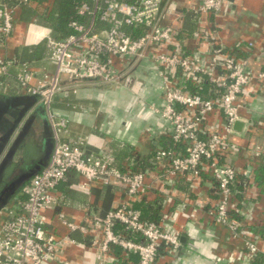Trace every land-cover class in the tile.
Returning a JSON list of instances; mask_svg holds the SVG:
<instances>
[{
	"label": "crops",
	"instance_id": "0c3cea01",
	"mask_svg": "<svg viewBox=\"0 0 264 264\" xmlns=\"http://www.w3.org/2000/svg\"><path fill=\"white\" fill-rule=\"evenodd\" d=\"M13 6L18 0H0ZM56 0H28L17 6L13 14V30L5 42L0 43V58L15 60L0 72V97L25 94L17 82L18 65L25 63L39 72H54L55 65L48 58L45 40L29 43L28 27L31 23L50 28L51 36L63 38L51 19ZM174 20L177 33L171 43L153 47V52H177L190 57L193 63L208 61V56L218 44L237 59H246L252 77L239 96L242 103L238 115L241 127L232 124L226 133L222 124L225 117L219 107L207 113L202 122L204 136L212 131L227 136V149L220 152L221 162L236 168L238 175L230 201V213L241 221L249 232V238L264 251V0H234L233 10L219 15L199 14L193 0H177ZM167 15L165 21L171 22ZM105 27L98 23L96 28ZM210 31V42L201 41L199 32ZM65 34V33H64ZM62 36V37H60ZM27 41V42H26ZM251 41L252 48L246 43ZM116 59L120 72L128 74L116 83L99 79L63 83L56 94L53 108L68 119L65 136L84 139L85 150L107 157L122 169L143 170L144 183L132 204L142 216L185 236L181 247L167 252L162 246L152 264H264V254L248 258L243 245L228 236L226 229L215 222L207 209L217 201L215 180L209 169L204 168L197 180L187 173L170 177L167 161L154 163V152L159 148L185 152L184 145H174L169 137V125L154 108L163 105V84L181 85L187 93H200L217 99L215 87L205 76H183L178 68H172L166 78L154 67L151 58L131 66ZM219 77V74H215ZM37 100L29 109L32 112ZM43 107V105H42ZM44 108V107H43ZM236 120V121H237ZM30 166L35 163L29 159ZM12 163L8 164L11 165ZM8 178H11L8 177ZM10 181V180H9ZM8 182V179L6 180ZM84 178L70 170L55 188L56 203L43 210L45 231L49 236H68L59 252V260L71 264H106L97 258V245L102 239L101 230L93 225L95 215L103 216L126 200L121 184L102 185L99 182L83 184ZM14 193L0 210L15 204L24 196ZM68 224L76 227L70 228ZM123 228L116 226L121 234ZM194 242L198 248L188 247ZM106 258V257H105ZM138 256L120 253L110 264H136ZM58 263V262H57Z\"/></svg>",
	"mask_w": 264,
	"mask_h": 264
},
{
	"label": "built area",
	"instance_id": "2783aa9c",
	"mask_svg": "<svg viewBox=\"0 0 264 264\" xmlns=\"http://www.w3.org/2000/svg\"><path fill=\"white\" fill-rule=\"evenodd\" d=\"M199 14L219 15L233 10L234 0H193ZM28 0H18L13 6L0 1V43L5 42L13 30V14L17 6ZM177 0H80L75 6V17L68 21L72 32L63 38L51 36L50 28L31 23L28 27L31 43L47 42L48 58L55 65L54 72H37L25 63L18 65L16 79L23 92L37 96L44 106L46 120L53 140L46 164L23 186V199L6 206L0 221V264H71L59 260L58 254L68 236L55 238L45 231V208L56 203L55 188L68 171L73 170L84 178L83 184L99 182L102 185L121 184L126 200L105 215H95L93 225L101 230L102 239L97 245V258L106 264L117 256L111 252L119 248L125 256L136 254V264H152L163 246L167 252L181 247L180 232L168 229L160 223L145 219L135 208L136 199L145 185L143 170L122 169L107 157L92 153L84 148V139L65 136L68 119L53 108L56 94L66 80H94L116 83L128 74L120 72L115 60H123L130 66L151 58L154 67L164 78L178 68L183 76L203 75L215 87L218 98L200 93H187L181 85L162 87L163 105L154 108L168 123L169 137L174 145H184L185 152L159 148L152 157L154 163L167 161L166 173L173 177L187 173L197 180L204 168L210 170L217 188V201L207 209L209 217L222 225L228 236L239 241L250 259L264 254L249 238V232L241 221L230 213V201L238 172L236 168L220 161V152L227 149L226 134L212 131L204 136L202 122L205 115L216 106L225 117L222 127L231 132L232 124L239 118L242 103L239 96L248 85L252 73L246 59H237L225 52L222 44L213 48L206 63H193L191 58L177 52H153L152 48L171 43L177 33L174 20ZM172 16L166 22V16ZM104 23L105 27L96 28ZM201 41L210 40V31L199 32ZM27 42V41H26ZM252 48L251 41L246 43ZM261 53L264 54V51ZM13 60L0 58V72L5 73ZM125 63V64H126ZM218 73L219 77L215 74ZM264 78V72L258 74ZM136 233L141 239L124 237L116 226ZM70 228L76 227L68 224ZM264 233V231H263ZM188 247L198 248L194 242ZM106 257V258H105ZM58 262V263H57Z\"/></svg>",
	"mask_w": 264,
	"mask_h": 264
},
{
	"label": "water",
	"instance_id": "95a60500",
	"mask_svg": "<svg viewBox=\"0 0 264 264\" xmlns=\"http://www.w3.org/2000/svg\"><path fill=\"white\" fill-rule=\"evenodd\" d=\"M83 80V79H82ZM80 79H70L66 80L65 83H75L82 81ZM37 100L35 95H18V96H5L0 97V120L2 116L8 113L10 110L17 112L18 107L21 108V113L19 116L15 117L14 123L10 128L3 127L0 128V210L5 206L10 197L16 193L17 190L23 185L24 181L35 175L42 166H44L50 156V152L53 145V140L51 134L48 130L47 134H43L42 137H38L36 144H33L30 140L25 141V144L19 148L18 142L23 139L24 135L28 131V127L31 124L33 114L39 112L41 118L45 121V116L43 115L42 105H37L33 108L32 112L23 119L24 114L34 106ZM18 115V113H17ZM46 122V121H45ZM235 126L241 127L242 122L239 120L234 122ZM42 140V141H41ZM34 142V141H33ZM35 143V142H34ZM17 149H21L20 153L22 156L26 157L28 162L29 159L33 158L35 161L31 167L25 171L15 176L10 180L9 183L6 182L8 173L14 163H12V157L14 156ZM26 161V160H25ZM12 163L11 165H8ZM181 242L185 241V236L180 238Z\"/></svg>",
	"mask_w": 264,
	"mask_h": 264
},
{
	"label": "flooded vegetation",
	"instance_id": "af4514ba",
	"mask_svg": "<svg viewBox=\"0 0 264 264\" xmlns=\"http://www.w3.org/2000/svg\"><path fill=\"white\" fill-rule=\"evenodd\" d=\"M14 110H10L8 113H6L4 116H2L1 120H0V128L3 127V124L5 125V128H10L11 125L14 123L15 117L19 116V114L21 113V108L18 107V111L16 112ZM18 113V115H17ZM31 112L27 111L24 116L23 119L25 117H27ZM46 121V122H45ZM43 120L41 118V115L39 114V112H35L33 114V118L31 121L30 126L28 127V131L27 133L24 135L23 139L20 140L18 142L19 144V148H21L23 146V144H25V141L30 140L33 144L37 143V139L38 137H42V135L47 134L48 130L50 132L49 126H48V122L47 120ZM35 143H34V142ZM40 141V139H39ZM38 141V142H39ZM42 141V140H41ZM21 149H17L14 156L12 157V163L13 166L11 168V171L8 173V177L11 176V178H8V182L9 183L11 179H13L15 176H18L19 173L25 171L26 169H28L30 166V163H28V160L26 157L22 156L20 153ZM26 160V161H25Z\"/></svg>",
	"mask_w": 264,
	"mask_h": 264
},
{
	"label": "trees",
	"instance_id": "16d2710c",
	"mask_svg": "<svg viewBox=\"0 0 264 264\" xmlns=\"http://www.w3.org/2000/svg\"><path fill=\"white\" fill-rule=\"evenodd\" d=\"M78 1H80V0H56V6L54 8V11L51 14V19L55 24H58V25L54 26L55 29H59L62 32L65 31L64 32L65 34L63 33L62 36L68 35L69 33L72 32V29H70L68 27V21L75 17L74 6ZM62 36H60V37H62ZM56 39H59V37L58 38L56 37ZM169 149H171V148H169ZM33 176H31L30 178L25 180L22 186H25L26 184H28ZM142 217L145 219L151 220V218H149L147 216H145V217L142 216ZM153 221L157 223V220L153 219ZM121 234L124 237L141 239V237L137 236L136 233H133V232L128 231L126 229H123ZM111 252L114 253V255L117 257L121 253L119 248H115V249L111 250Z\"/></svg>",
	"mask_w": 264,
	"mask_h": 264
},
{
	"label": "rangeland",
	"instance_id": "374dc122",
	"mask_svg": "<svg viewBox=\"0 0 264 264\" xmlns=\"http://www.w3.org/2000/svg\"><path fill=\"white\" fill-rule=\"evenodd\" d=\"M44 107V106H43ZM43 115L45 116L44 118L46 119V114H45V109L43 108ZM20 193H22V191H20Z\"/></svg>",
	"mask_w": 264,
	"mask_h": 264
}]
</instances>
